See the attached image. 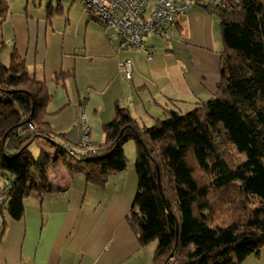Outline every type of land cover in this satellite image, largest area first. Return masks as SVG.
<instances>
[{"label": "trees", "instance_id": "obj_1", "mask_svg": "<svg viewBox=\"0 0 264 264\" xmlns=\"http://www.w3.org/2000/svg\"><path fill=\"white\" fill-rule=\"evenodd\" d=\"M217 1L205 6L219 18L224 43L215 97L185 114L169 111L152 127H141L117 106L97 153L70 155L71 145L56 141L59 135L46 122L52 100L47 84L28 72L16 51L10 65L0 61V211L21 220L26 199L67 190L70 185L50 181L54 165H65L72 178L83 173L88 181L93 168L104 175L124 170V146L133 141L139 189L128 223L142 246L157 243L152 264H243L259 255L264 248V0ZM8 12L0 0V27ZM6 103L18 111L4 112ZM40 141L55 151L53 157L44 149L37 157L31 152Z\"/></svg>", "mask_w": 264, "mask_h": 264}, {"label": "crops", "instance_id": "obj_2", "mask_svg": "<svg viewBox=\"0 0 264 264\" xmlns=\"http://www.w3.org/2000/svg\"><path fill=\"white\" fill-rule=\"evenodd\" d=\"M209 1L196 0L167 36H145V50L123 51L118 30L91 17L80 1L5 0L10 11L0 27V61L10 65L16 51L47 84L46 122L56 141L79 146L87 134L102 148L103 127L116 119L117 106L152 127L169 111L185 114L215 97L224 43L219 18L205 8ZM126 60L131 79L120 68ZM2 106L18 111L13 103ZM124 153V170L104 175L93 168L92 181L54 165L50 181L67 190L26 199L21 220L0 211V264H152L157 243L142 246L128 223L139 189L135 143ZM243 264H264V248Z\"/></svg>", "mask_w": 264, "mask_h": 264}, {"label": "built area", "instance_id": "obj_3", "mask_svg": "<svg viewBox=\"0 0 264 264\" xmlns=\"http://www.w3.org/2000/svg\"><path fill=\"white\" fill-rule=\"evenodd\" d=\"M58 1V0H57ZM61 1V0H60ZM80 1L91 17L106 27H114L121 36L120 49L123 51L145 50V36H167L174 27L195 6L196 0H74ZM217 2V0H211ZM152 55L148 53V58ZM128 79L132 77V63L126 60L120 64ZM84 128L89 131L86 118ZM28 129L35 131L36 126L29 123ZM98 147L90 142L86 134L79 146H69L70 155L97 153ZM4 195L0 196V203Z\"/></svg>", "mask_w": 264, "mask_h": 264}, {"label": "rangeland", "instance_id": "obj_4", "mask_svg": "<svg viewBox=\"0 0 264 264\" xmlns=\"http://www.w3.org/2000/svg\"><path fill=\"white\" fill-rule=\"evenodd\" d=\"M20 5L21 4H18L17 5V7H19L20 8ZM10 11V10H9ZM4 50V49H3ZM1 52V55H2V52L3 51H0ZM3 58V57H2ZM8 64H9V59H8ZM4 125H0V128L1 127H3ZM133 142V141H132ZM129 143V142H128ZM127 143V144H128ZM46 148H48V144L45 142V141H40V142H36V143H34V144H32L31 145V147H30V150H31V152L37 157V156H39V154H40V152H41V149H46ZM137 149V148H136ZM129 152V151H128ZM134 154H135V152H134ZM127 157V156H126ZM242 158L243 159H245L246 158V156H245V154H243L242 155ZM70 159V161H71V158H69ZM68 159V160H69ZM127 159H128V157H127ZM66 166L65 165H63V164H60L59 166H58V170H59V172H67V169L65 168ZM236 200H237V198H236ZM254 256H256V254H254Z\"/></svg>", "mask_w": 264, "mask_h": 264}]
</instances>
